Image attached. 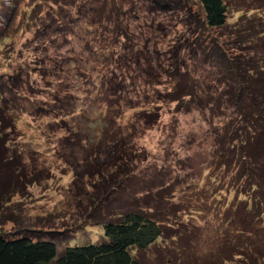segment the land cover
Returning a JSON list of instances; mask_svg holds the SVG:
<instances>
[{"label": "rangeland", "instance_id": "rangeland-1", "mask_svg": "<svg viewBox=\"0 0 264 264\" xmlns=\"http://www.w3.org/2000/svg\"><path fill=\"white\" fill-rule=\"evenodd\" d=\"M6 1L0 0V80L16 71L20 79L5 91L13 125L5 135L17 164L0 170L6 191L0 234L52 242L60 254L104 242L105 222L138 209L170 226L145 251L133 250L141 264H213L225 258L230 251L224 240L226 245L232 235L223 236V220L237 210L223 205L229 198L230 206L237 203L227 190L231 174L219 171L216 149L217 131L231 111L225 98L214 112L205 100L229 90L219 82L227 70L217 49L229 59L249 52L264 76V0H224L228 16L221 29L202 27L193 0H172L181 11L166 14L148 11L147 0H93L103 13L65 26L61 36L55 22L43 19L55 9L52 4ZM105 40L118 46L111 60L123 51L119 67L103 62ZM124 46H135L127 66ZM174 51L184 62L179 73L203 101L193 102L189 112L164 97ZM257 223L248 241L264 253V218ZM256 259L254 264H264ZM223 264L252 263L244 257Z\"/></svg>", "mask_w": 264, "mask_h": 264}, {"label": "trees", "instance_id": "trees-1", "mask_svg": "<svg viewBox=\"0 0 264 264\" xmlns=\"http://www.w3.org/2000/svg\"><path fill=\"white\" fill-rule=\"evenodd\" d=\"M78 1L31 0V3L33 5L46 3L55 7V9L47 11V15L43 19H50L55 22L56 30H60L55 34L61 36V29L65 26H68V28L73 24L79 26L80 22L88 18V14L92 16L94 13H103V8L100 5H92L93 0H81L76 11L74 8ZM193 1L201 11L202 27L206 29H221L226 26L228 7L224 0ZM147 4L150 7L148 11L151 13L166 14L181 11V6L178 5V2H173L172 0H147ZM8 5L12 6L11 0H8ZM16 5L17 3L13 7L16 8ZM90 21L93 25L102 26L98 21L93 19H90ZM42 28L44 29L42 35H44L47 30L43 25ZM240 34L243 35L242 33ZM244 37L238 38V42ZM238 42L234 41V44H239ZM244 43L250 44L249 41L245 40ZM240 44L244 47L243 42ZM240 44L239 46H242ZM115 45L108 44L103 62H109L112 66L116 64L119 67L120 62L124 61L122 57L123 51L114 60H111L113 58V48L118 47ZM124 47V52H126L124 53L126 55L124 65L127 66L129 63L127 59L128 57L132 59L130 54L133 53L135 46ZM244 51L245 49H241V54H244ZM216 52L215 56L222 59L227 70V79L219 82L220 84L227 83L229 90L223 91L222 95L218 94L216 97L207 98L205 104L214 106L211 112L220 111V106L217 108V105L222 98H225L228 104L227 109L231 111L227 122L217 131L220 138V147L216 150L219 152V171L224 169L226 170L225 174H231L229 189L227 190L229 195H231V191L234 192L233 200L237 203L236 206H230L234 202L229 198V203L223 205L226 210L235 209L237 212L233 218L226 215L227 219L223 220V227L225 228L223 236L232 235V239L228 240L226 245L225 239L223 245L225 246L224 250L230 251L229 257L226 258L228 255H224L225 258L219 256L216 260L221 258L219 259L220 262L225 263L231 258L241 259L247 257L249 262L254 264L257 262V256L264 258V253L257 248L254 249L251 242L248 241L250 233L248 230L250 229L257 233L258 229H252V226L258 225L257 222L264 218V76L261 74V69L257 70L254 65V58L249 52L247 53L248 57L242 59H229L222 49H217ZM92 53L97 55V49H94ZM172 56L175 59L166 70L169 75L170 90L166 84L164 97L169 100L170 104H177L178 109L181 107V110L189 112L193 109V102L202 105L203 101L196 95L194 86L189 84L183 75L179 73L180 65L184 64V62L180 61L177 52L174 51ZM114 61L116 62L114 63ZM150 62V58L144 56L143 63L149 64ZM180 62L181 64H179ZM128 67L132 68L130 64ZM169 68L171 69L170 71ZM102 71L107 74L106 68ZM18 73L16 71L14 77L0 80L2 100L0 106V170L1 167L8 168L17 164L16 156L9 152V140L5 135V131L13 127L10 120L7 119L10 99L5 97L7 94L5 91L14 89L20 79ZM180 78L182 79L180 80ZM117 84L123 86L121 82ZM109 90L113 91L114 89L110 88ZM115 91H113L111 96L115 95ZM183 105L186 106L184 107ZM117 142H120V140L115 141V143ZM113 146V144H108L109 151L114 150ZM112 152L115 153L116 151ZM7 155L13 157L8 159L6 158ZM7 186H10L9 182ZM5 193L6 191L1 187L0 200L3 199ZM241 205L242 208L240 207ZM243 209H246V212ZM237 222H239V225H236ZM162 223L158 221L155 215L139 212L138 209L131 210L120 215L116 221H109L103 224L106 239L104 242L96 245L67 247L60 254H58L56 246L52 242L34 241L27 236L15 237L14 234H0V264H141L133 256V250L145 251L159 239H162L166 234L164 228H170L169 225ZM230 226L232 229H230ZM251 248L254 249L253 253ZM216 260L213 264H218Z\"/></svg>", "mask_w": 264, "mask_h": 264}, {"label": "built area", "instance_id": "built-area-1", "mask_svg": "<svg viewBox=\"0 0 264 264\" xmlns=\"http://www.w3.org/2000/svg\"><path fill=\"white\" fill-rule=\"evenodd\" d=\"M6 2L8 3V0Z\"/></svg>", "mask_w": 264, "mask_h": 264}]
</instances>
